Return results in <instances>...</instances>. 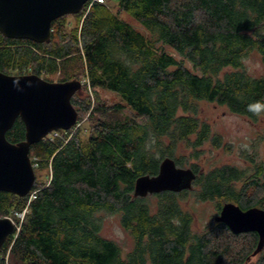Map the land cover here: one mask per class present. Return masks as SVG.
<instances>
[{
	"label": "trees",
	"instance_id": "obj_1",
	"mask_svg": "<svg viewBox=\"0 0 264 264\" xmlns=\"http://www.w3.org/2000/svg\"><path fill=\"white\" fill-rule=\"evenodd\" d=\"M105 3L85 5L71 30L66 15L54 19L48 43L0 33V69L48 81L56 73L58 81L84 76L88 86L120 98L110 106L97 101L86 137L69 129L30 145L34 172L50 168L49 179L35 180L23 197L0 191V217L27 208L0 249L5 254L12 241L10 262L1 255L0 264H264L256 232L233 233L214 220L195 229L181 204L191 194L213 201L217 211L227 202L264 209V159L244 153L245 166L196 162L206 145L225 147L200 116V102L264 124V0H117L116 12ZM121 11L145 32L122 20ZM251 53L259 56L260 75L246 68ZM82 89L71 97L78 119L89 108ZM124 107L130 115L122 116ZM24 133L17 117L6 138L18 142ZM166 156L177 166L189 163L192 187L133 196L135 179L156 174ZM111 214L132 238L125 254L101 234Z\"/></svg>",
	"mask_w": 264,
	"mask_h": 264
},
{
	"label": "water",
	"instance_id": "obj_2",
	"mask_svg": "<svg viewBox=\"0 0 264 264\" xmlns=\"http://www.w3.org/2000/svg\"><path fill=\"white\" fill-rule=\"evenodd\" d=\"M87 1L0 0V32L10 38L48 43L51 22L63 15L79 13ZM81 86L77 79L48 81L33 73L8 75L0 71V191L19 197L30 192L35 181L30 145L54 130H68L75 125L78 112L71 97ZM17 117L24 124V139L10 142L6 132ZM195 177L191 167L177 166L173 158L166 156L156 174H142L135 179L133 196L190 189ZM213 220L224 223L233 233L256 232L257 251L264 245V209H241L227 202ZM14 229L11 218L0 217V249Z\"/></svg>",
	"mask_w": 264,
	"mask_h": 264
},
{
	"label": "rangeland",
	"instance_id": "obj_3",
	"mask_svg": "<svg viewBox=\"0 0 264 264\" xmlns=\"http://www.w3.org/2000/svg\"><path fill=\"white\" fill-rule=\"evenodd\" d=\"M113 12L117 11V0H107L105 3ZM119 16L122 20L132 25L134 28L141 32H145L141 23H139L133 16L125 11H121ZM82 19V17L80 18ZM65 27L66 30H71L78 24L77 17L75 14H68L65 16ZM165 50L172 53L177 59L180 56L174 52L171 48L165 47ZM246 68L252 75H260L263 73V68L256 53H251L244 61ZM190 67V64L186 62ZM42 77V76H41ZM53 81H58L59 73L49 75ZM82 82L84 101L89 104L87 112H83L81 117L78 119L73 127H71V133L76 130H81L82 136L86 137L89 134L93 124L89 119V114L92 109L97 105V101L105 103L107 106L113 105L120 101L119 96L107 89L103 88H92L88 86L87 80L84 76L79 77ZM81 86V87H82ZM122 116L130 115V111L127 107L121 112ZM200 116L208 121L212 127L213 132L219 133L222 136L225 147L227 148H212L210 145L205 146V153L198 159L200 165H204L205 168L209 165H221V164H234L237 166H245L247 164L246 159L242 154L247 153L248 155L255 153L260 159H264V124L262 121L253 122L247 117L239 114H234L228 111L225 107L216 105L209 102H200ZM69 130V129H68ZM65 130H54L50 132L46 137L54 139V137L63 135ZM185 153V152H184ZM191 161V160H190ZM186 167H189V163H186ZM50 175V168L38 169L35 171V180L38 182H47ZM184 209L189 210L193 216L194 221L192 223L193 228L199 229L206 226L208 223L213 221L214 215L218 213L215 203L213 201H200L196 200L191 194L187 195L181 202ZM25 209V208H24ZM23 209V210H24ZM14 220L12 215L7 217L11 218L13 223L20 227L22 221V215H16L14 213ZM3 217V216H2ZM15 231L17 229L15 228ZM101 234L120 245L123 254L127 253L132 248V238L129 233L121 226L119 215L111 214L105 215L102 221ZM6 241V240H5ZM5 251L4 256L6 262H10V246ZM256 256L251 257L250 262H253Z\"/></svg>",
	"mask_w": 264,
	"mask_h": 264
},
{
	"label": "flooded vegetation",
	"instance_id": "obj_4",
	"mask_svg": "<svg viewBox=\"0 0 264 264\" xmlns=\"http://www.w3.org/2000/svg\"><path fill=\"white\" fill-rule=\"evenodd\" d=\"M1 33V32H0ZM3 35V34H2ZM10 38V37H9ZM14 39H26V38H14ZM30 40V39H29ZM1 72L8 74V75H23V74H31V71H26V72H21L17 68H5V69H0ZM34 74V73H33Z\"/></svg>",
	"mask_w": 264,
	"mask_h": 264
},
{
	"label": "built area",
	"instance_id": "obj_5",
	"mask_svg": "<svg viewBox=\"0 0 264 264\" xmlns=\"http://www.w3.org/2000/svg\"><path fill=\"white\" fill-rule=\"evenodd\" d=\"M105 1H107V0H89V1H87L85 4H84V7H85V5H87V7H86V9H88L89 7H90V5L93 3V2H105ZM83 7V8H84ZM34 196V192H31L30 193V195H29V199L30 198H32ZM26 210H27V208H25L23 211H21V212H15V214L18 216V215H22V218H23V216H24V213L26 212ZM14 226H15V228L18 230L19 229V226L18 225H16L15 223H14Z\"/></svg>",
	"mask_w": 264,
	"mask_h": 264
},
{
	"label": "clouds",
	"instance_id": "obj_6",
	"mask_svg": "<svg viewBox=\"0 0 264 264\" xmlns=\"http://www.w3.org/2000/svg\"><path fill=\"white\" fill-rule=\"evenodd\" d=\"M249 110L252 111V112H258L259 111V107L250 105L249 106Z\"/></svg>",
	"mask_w": 264,
	"mask_h": 264
}]
</instances>
